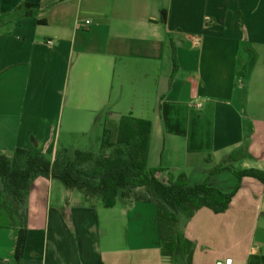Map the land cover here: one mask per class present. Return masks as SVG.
Returning <instances> with one entry per match:
<instances>
[{"label":"crops","instance_id":"0c3cea01","mask_svg":"<svg viewBox=\"0 0 264 264\" xmlns=\"http://www.w3.org/2000/svg\"><path fill=\"white\" fill-rule=\"evenodd\" d=\"M108 111L149 118L148 165L190 184L239 147L243 157L228 166L264 171V0H0V153L23 148L52 160ZM258 181L242 177L223 213L237 241L247 233L244 244L215 264L264 255ZM211 182L228 192L238 178L223 171ZM16 241L17 230L0 228V264H16ZM205 252L191 264H206ZM168 256L153 203L106 208L57 179L32 183L22 264H166Z\"/></svg>","mask_w":264,"mask_h":264},{"label":"trees","instance_id":"16d2710c","mask_svg":"<svg viewBox=\"0 0 264 264\" xmlns=\"http://www.w3.org/2000/svg\"><path fill=\"white\" fill-rule=\"evenodd\" d=\"M152 121L134 113L108 111L102 123L98 152L79 148L57 149L52 160L39 151L17 148L13 156L0 153V228L17 230L16 264H22L28 238V198L38 177L59 180L69 190H79L86 200L97 198L106 207L118 202H151L156 209L163 256L183 248L191 264V242L179 233L180 217L191 219L200 209L224 213L249 176L264 185V171L236 170L228 163L241 159L244 147L235 149L214 166L202 182L190 184L184 174L148 165ZM230 171L238 178L231 191L212 184L214 175ZM250 264H264V255H250Z\"/></svg>","mask_w":264,"mask_h":264},{"label":"rangeland","instance_id":"374dc122","mask_svg":"<svg viewBox=\"0 0 264 264\" xmlns=\"http://www.w3.org/2000/svg\"><path fill=\"white\" fill-rule=\"evenodd\" d=\"M92 128L88 130L85 134L79 133L74 137H70V142L74 146L72 148H79L82 150H88L93 152H98L100 149V138L102 135V120L99 118L96 123L93 124ZM253 178V177H252ZM253 180H256L253 178ZM259 182V181H258ZM193 218V217H192ZM187 219L184 216L180 217V227L179 233L186 237H194L198 239L191 242L190 253L204 254L203 249L200 245L201 242H205L207 247H212V250H208L205 253L209 254L206 264H215L216 256L223 255L228 251H233L237 253L238 249H241L242 245L245 242L247 233L243 232V235L235 239L234 227L229 225L225 218L226 215L223 213H213L208 210L206 213H201L195 219ZM158 228V227H157ZM150 229L147 230V236L144 239H147L149 236ZM185 254L183 248H180L175 255L168 256L166 264H187L185 259ZM221 262L230 261L232 264V256L226 258H219Z\"/></svg>","mask_w":264,"mask_h":264},{"label":"built area","instance_id":"2783aa9c","mask_svg":"<svg viewBox=\"0 0 264 264\" xmlns=\"http://www.w3.org/2000/svg\"><path fill=\"white\" fill-rule=\"evenodd\" d=\"M88 23H90V20H86V24H88ZM52 41L50 40L49 41V43H51ZM198 99L200 100V101H196V107L197 108H202V106H203V104H202V102H201V96H198ZM216 264H232L230 261H228V260H226V262L224 263V262H221V261H217V263Z\"/></svg>","mask_w":264,"mask_h":264}]
</instances>
